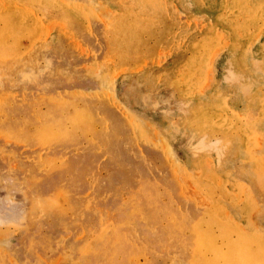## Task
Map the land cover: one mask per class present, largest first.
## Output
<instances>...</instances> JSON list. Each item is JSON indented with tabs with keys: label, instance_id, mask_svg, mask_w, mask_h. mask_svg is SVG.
Wrapping results in <instances>:
<instances>
[{
	"label": "rangeland",
	"instance_id": "1",
	"mask_svg": "<svg viewBox=\"0 0 264 264\" xmlns=\"http://www.w3.org/2000/svg\"><path fill=\"white\" fill-rule=\"evenodd\" d=\"M0 264H264V0H0Z\"/></svg>",
	"mask_w": 264,
	"mask_h": 264
}]
</instances>
